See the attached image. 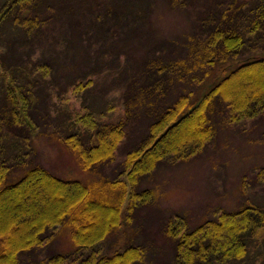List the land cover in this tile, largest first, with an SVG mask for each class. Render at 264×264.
Instances as JSON below:
<instances>
[{
    "label": "rangeland",
    "instance_id": "374dc122",
    "mask_svg": "<svg viewBox=\"0 0 264 264\" xmlns=\"http://www.w3.org/2000/svg\"><path fill=\"white\" fill-rule=\"evenodd\" d=\"M43 2L47 4L2 10L6 15L0 21V160L9 166L2 183L11 184L27 169L42 166L60 178L84 183L87 198L119 203L122 196L121 221L98 242L79 247L67 220L80 210V201L60 224L43 231L41 243L18 253V264H48L57 253L75 257L67 264H76L91 252L110 255L128 246L141 248L138 264H175V240L165 233L170 219L182 218L191 230L222 211L264 207V108L250 117H235L230 106L215 100L208 109L212 134L194 153L158 161L134 184L125 163L127 153L148 135L150 123L184 91V82L177 79L169 100L139 94L153 78L166 88L164 74L170 69L165 63L175 64L177 76L208 71L193 87L187 111L229 71L264 56V23L252 28L258 0ZM216 26L240 33L237 53L213 66L186 65L190 42L202 54ZM262 82L241 83L238 90H253ZM4 83L16 96L17 85L28 95L26 106L19 102L13 110L21 123L10 115L13 105L4 98ZM85 112L99 124L125 120L112 158L87 169L66 142L77 136L83 145L96 143L81 120ZM113 180L123 182V188L112 187ZM143 190L149 191V199L134 200L128 212L130 192ZM33 191L35 197L26 196L25 205L37 202L38 195L51 203L42 189ZM5 208L0 206V218L17 214ZM246 233V254L215 264H264V228Z\"/></svg>",
    "mask_w": 264,
    "mask_h": 264
},
{
    "label": "trees",
    "instance_id": "16d2710c",
    "mask_svg": "<svg viewBox=\"0 0 264 264\" xmlns=\"http://www.w3.org/2000/svg\"><path fill=\"white\" fill-rule=\"evenodd\" d=\"M37 3H41L38 4L39 6L47 4L43 0H4L0 5L2 6L0 21L6 15V12L2 11L3 6L17 8V6H37ZM256 8L258 11L252 19L254 29L264 23V0H258ZM190 45L189 55L184 59L187 60L186 65L192 68L196 65L197 67L213 66L217 61L232 58L242 45V39L240 33L233 27L216 26L202 54L198 52L200 47L195 49L196 45L193 42H190ZM168 64L170 72L164 74L163 79L166 88L161 89L162 83H154L153 78L147 87L139 89V94L142 97L153 94L156 96L154 101L162 100L165 96L166 101L169 100L170 87L175 80L184 82L185 88L150 123L149 133L145 139L127 153L125 159L127 176L132 184L137 181L139 175L152 170L158 161L188 157L205 143L212 134L208 109L215 100L224 107L230 106L235 112V117H250L264 108V56L243 62L229 71L187 111L184 109L193 87L200 83L208 71L204 69L203 75L191 71L189 74L183 73L177 76L178 74H174L175 64L165 63V67ZM256 81L262 84L253 90L249 88L244 91L238 90L241 83ZM3 86L5 100H9L13 105L10 115L12 117L14 114L12 119L21 123L22 119L13 110L19 102L25 107L28 95L20 85H17L18 96L7 83ZM85 113L80 119L94 133L96 143L83 145L77 136L67 138L66 142L76 153L82 167L87 169L112 158L124 134L125 120L99 124L91 113ZM8 146L12 144L8 143ZM7 163L3 159L0 160V206L17 214L13 217L5 214L0 218V264H18V253L41 243L44 240L43 231L47 227H56L60 224L64 216L80 201H83L80 210L67 220L71 238L79 247L93 245L119 226L122 196L119 203L87 198L88 190L84 183L60 178L42 166L31 167L15 182L3 185L2 181L9 169ZM111 185L115 188H123V182L120 180H113ZM35 188L42 189L44 197L49 198L51 203L45 204L41 195H38L37 202L25 205L26 196L35 197L33 191ZM129 199L131 201L129 200L126 210L131 212L136 203L149 199V191L130 192ZM134 200L136 203L132 204ZM259 228H264V207L245 206L236 211H222L216 218L207 219L191 230H186L182 218L170 219L166 224L165 233L175 240V264H215L244 256L247 248L242 235L245 232L247 235L253 234ZM141 255L140 247L128 246L110 255L91 252L79 259L76 264H138ZM261 255L264 257L260 253ZM75 259V257L69 258L68 254L57 253L49 258L48 264H67L69 261L75 262Z\"/></svg>",
    "mask_w": 264,
    "mask_h": 264
}]
</instances>
